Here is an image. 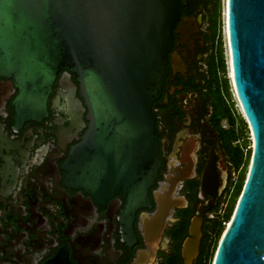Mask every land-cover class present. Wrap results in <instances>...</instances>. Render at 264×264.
I'll return each instance as SVG.
<instances>
[{"label": "water", "instance_id": "obj_1", "mask_svg": "<svg viewBox=\"0 0 264 264\" xmlns=\"http://www.w3.org/2000/svg\"><path fill=\"white\" fill-rule=\"evenodd\" d=\"M201 1L0 0V78L18 88L17 124L48 114L53 82L70 70L88 129L64 165L67 183L99 202L124 188L123 222L151 205L149 188L161 165L152 107L169 73L178 22ZM225 11L229 79L252 146L244 188L212 264H264V0H226ZM69 111L83 122L79 99ZM169 207L160 209L166 214ZM202 222L203 215L192 218L187 264L199 253ZM43 264L68 263L59 252Z\"/></svg>", "mask_w": 264, "mask_h": 264}, {"label": "flooded vegetation", "instance_id": "obj_2", "mask_svg": "<svg viewBox=\"0 0 264 264\" xmlns=\"http://www.w3.org/2000/svg\"><path fill=\"white\" fill-rule=\"evenodd\" d=\"M215 2L202 0L175 29L169 73L152 107L161 165L149 188L151 205L131 223L122 219L124 188L99 202L67 183L64 165L88 129L76 76L62 70L48 114L21 124L13 107L18 88L0 78V264H43L59 252L68 264H187L183 248L196 215H203V234L192 264H207L215 214L247 161L234 156L245 149L243 133L228 92L223 85L218 92L213 80L204 24ZM73 99L85 107L83 122L69 111ZM161 205L170 206L166 214Z\"/></svg>", "mask_w": 264, "mask_h": 264}, {"label": "rangeland", "instance_id": "obj_3", "mask_svg": "<svg viewBox=\"0 0 264 264\" xmlns=\"http://www.w3.org/2000/svg\"><path fill=\"white\" fill-rule=\"evenodd\" d=\"M225 0H220L219 1V6L217 5V2L210 4V8L208 13L206 14V22L204 24V29L209 32L210 35V43H209V51L208 54L211 55L210 58H212L213 54L217 58L222 57L224 60V65L225 69L221 70L218 73L219 80L223 84L228 85V101L229 104L232 108V114L234 116L235 123L238 127H240V131L243 133L244 141H243V147L244 149V154L246 156V164L244 168L238 173L236 172V175L234 176V185L231 188V191L227 197V202L224 204H221L220 209L217 211L215 214L216 220H222V230L220 234L213 232L210 239V246H209V253H208V259H207V264H212L213 259L215 257L216 251L218 249L220 240L223 236V233L226 231V222L224 220L228 221L232 220V214L235 210L237 200L241 196L242 189L244 188L243 184L245 183L246 180V175L248 174L249 171V165H250V159H251V136L250 132L246 131V120L242 114V109L238 103V100L236 98V94L234 93V90L232 88V85L230 83L229 77L231 76L230 73L228 72V61H229V49H228V41L227 37L225 35ZM215 20L217 24V35H216V40H213V34H214V26H215ZM210 23V27L208 24ZM208 55H205V58H207ZM215 79V77L213 78ZM216 80V79H215ZM217 88V91L219 92L218 84L215 85ZM224 124H226V121H224ZM247 148V149H246ZM229 222V223H230Z\"/></svg>", "mask_w": 264, "mask_h": 264}, {"label": "trees", "instance_id": "obj_4", "mask_svg": "<svg viewBox=\"0 0 264 264\" xmlns=\"http://www.w3.org/2000/svg\"><path fill=\"white\" fill-rule=\"evenodd\" d=\"M219 1L220 0H216L218 6H219ZM214 23H215V26H214L213 40L215 41L217 39L216 38V35H217V24H216V20H215ZM211 68H212L213 78L215 77V79H216V80L215 79H213V80L218 84V87H220V86L223 85L224 86V89L228 92V85L227 84H224V83L222 84L221 81L219 80V76H218V73L221 70H224L225 69V65H224L223 58L222 57L217 58L215 56V54H213L212 61H211ZM222 117H223V115L220 114L219 119H221ZM245 124L247 126L246 127V131L248 132L249 131L248 125H247L246 122H245ZM231 137L234 138V139L236 138L233 134L231 135ZM243 155H244L243 148H238L234 152V156L238 160L239 163L242 162ZM226 221H228V219L227 220H224V222H226ZM214 226H215V230H216V232H215V230H214V232L215 233H218V235H219L220 232H221V230H222V220H216V223L214 224ZM207 259H208V254H207Z\"/></svg>", "mask_w": 264, "mask_h": 264}, {"label": "bare ground", "instance_id": "obj_5", "mask_svg": "<svg viewBox=\"0 0 264 264\" xmlns=\"http://www.w3.org/2000/svg\"><path fill=\"white\" fill-rule=\"evenodd\" d=\"M225 9H226V0H225ZM225 35L227 37V33H226V11H225ZM229 62H230V55H229ZM229 73L231 75V70H229ZM241 107V106H240ZM242 109V108H241Z\"/></svg>", "mask_w": 264, "mask_h": 264}]
</instances>
